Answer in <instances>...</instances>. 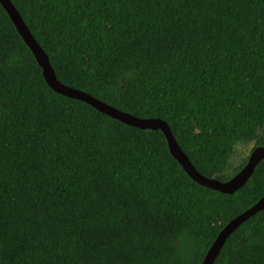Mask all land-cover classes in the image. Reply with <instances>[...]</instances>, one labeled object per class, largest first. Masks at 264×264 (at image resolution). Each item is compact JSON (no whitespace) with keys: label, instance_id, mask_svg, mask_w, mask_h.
<instances>
[{"label":"trees","instance_id":"1","mask_svg":"<svg viewBox=\"0 0 264 264\" xmlns=\"http://www.w3.org/2000/svg\"><path fill=\"white\" fill-rule=\"evenodd\" d=\"M63 84L166 121L203 176L264 145V0H11ZM264 196V159L224 194L161 130L56 93L0 3V264H201ZM214 264H264V210Z\"/></svg>","mask_w":264,"mask_h":264},{"label":"water","instance_id":"2","mask_svg":"<svg viewBox=\"0 0 264 264\" xmlns=\"http://www.w3.org/2000/svg\"><path fill=\"white\" fill-rule=\"evenodd\" d=\"M0 3L10 16L24 42L35 56L38 64L42 68L43 76L51 89H53L56 93L66 97L83 101L94 107L99 112L127 125L140 129L161 130L167 140L169 150L173 157L181 164L187 174L198 184L224 194H233L245 185V183L253 174L258 163L264 159V145H262L256 147L250 153L243 168L240 169L229 180L222 182L216 178H208L203 176L196 170L187 155L180 148L166 121L159 118H141L135 116L128 112L119 110L82 90L75 89L60 82L56 76L54 68L50 64L48 55L36 41L11 0H0ZM262 210H264V196L244 212L233 218L220 231L201 264H214L229 235L245 221Z\"/></svg>","mask_w":264,"mask_h":264},{"label":"rangeland","instance_id":"3","mask_svg":"<svg viewBox=\"0 0 264 264\" xmlns=\"http://www.w3.org/2000/svg\"><path fill=\"white\" fill-rule=\"evenodd\" d=\"M254 147V142L248 144H238L235 148L234 153L230 158V165L233 167L239 165L243 159L251 153L252 148Z\"/></svg>","mask_w":264,"mask_h":264}]
</instances>
